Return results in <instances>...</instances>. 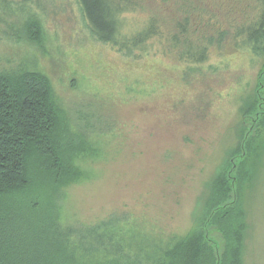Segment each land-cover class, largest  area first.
Here are the masks:
<instances>
[{"label": "rangeland", "instance_id": "374dc122", "mask_svg": "<svg viewBox=\"0 0 264 264\" xmlns=\"http://www.w3.org/2000/svg\"><path fill=\"white\" fill-rule=\"evenodd\" d=\"M127 1L124 33L149 16L170 33L189 8L186 0ZM197 1L208 8L214 0ZM221 44L187 67L155 48L127 56L93 36L77 0H0V75L44 74L65 137L98 149L73 154L80 173L52 196L59 225L115 220L185 239L201 225L218 176L242 154L245 176L232 194L241 213L239 261L264 264V55L236 52L230 39Z\"/></svg>", "mask_w": 264, "mask_h": 264}, {"label": "trees", "instance_id": "16d2710c", "mask_svg": "<svg viewBox=\"0 0 264 264\" xmlns=\"http://www.w3.org/2000/svg\"><path fill=\"white\" fill-rule=\"evenodd\" d=\"M186 1L189 8L170 33L157 16L124 33L120 16L129 9L127 0H77L93 36L127 56L155 48L173 55L177 64L193 66L225 39L232 40L236 52L264 55V0H214L208 8ZM27 27L37 39L38 24L30 21ZM260 106H250L247 118ZM65 132L44 74L0 75V264H240L241 213L232 197L245 176V155L232 156L214 184L201 225L185 239L115 220L74 229L56 222L52 196L80 173L71 162L73 154L92 155L98 149L87 141L74 145ZM250 142L247 132L242 145L248 148Z\"/></svg>", "mask_w": 264, "mask_h": 264}]
</instances>
